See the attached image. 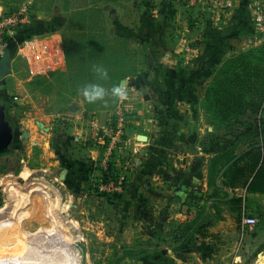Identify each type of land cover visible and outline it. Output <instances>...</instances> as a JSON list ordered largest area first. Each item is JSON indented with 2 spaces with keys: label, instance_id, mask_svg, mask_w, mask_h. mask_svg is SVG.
Returning <instances> with one entry per match:
<instances>
[{
  "label": "rangeland",
  "instance_id": "374dc122",
  "mask_svg": "<svg viewBox=\"0 0 264 264\" xmlns=\"http://www.w3.org/2000/svg\"><path fill=\"white\" fill-rule=\"evenodd\" d=\"M129 3L130 0H112L109 4L113 8L116 5L123 14L129 15ZM25 6L40 16L23 30L11 35L7 42L6 53L12 58V66L18 73L16 78L0 82L1 85H8L4 93L0 90V104L6 105L7 117L15 130L11 147L0 152V220L7 221L5 214L13 209L12 213L24 211L27 214L21 219L20 225L27 233L16 230L18 226L13 224L5 247L0 245V251L4 250L1 253L10 252V257L17 259L13 260L14 264H66L72 251H76L78 257L76 264H179V260L185 264L188 257L181 250L186 252L191 245L199 243L209 247L207 242L210 234L207 233L205 237L200 235L210 231V228L199 227L195 222L214 209L215 213L221 215L218 219L224 220L226 213L238 223L240 239L232 255L238 259L237 264H264V256L261 255L264 254V201L260 203L251 196L247 188L249 174L244 173L234 188L224 185L225 180L221 176L236 158L227 164L230 165L225 170L227 165L224 166L216 177L225 159H221L218 164L213 163L225 151L241 153L256 140V134L245 135V128L255 123L254 119L258 116L256 112L249 107H233V118L221 120V114L216 110L221 107L203 106L207 121L199 119V107L191 110L192 122L189 125L175 120V126H181L182 130L189 129V145H199L210 156L209 173L213 179L207 191L195 189L184 199L181 198L177 189V174H173L166 166V161L175 157L171 151L175 141H178L170 135L174 129L168 125L164 129L168 135L161 141L162 149L155 148V154L149 158L147 155L141 157V169L137 166L140 173L136 188H125L132 155H137L134 139L124 131L119 142L118 139L103 135L102 128L95 135V146H105V153H101L100 159L91 163L89 169H79L74 178L66 183L67 176L60 179V172L67 165L60 161L55 167L54 162L61 160L63 155L67 159L73 157L78 167H82L81 159L86 144L81 138L73 144L69 142L72 139L69 136L73 134V117L63 119L59 114H66L68 103L79 97L85 102L111 108L118 100L111 90L119 86L120 77L131 76L129 72L137 71L138 65L147 68L148 57H139L138 46L131 40V27L120 31L114 29V17H101L110 28L106 41H92L90 38L89 41L73 40L64 42L62 48L52 38L51 0H0V12H10ZM98 14L95 12L96 21L100 18ZM257 40L264 43L258 36ZM60 50L65 51V61L54 62L52 58ZM105 50L108 55L101 57ZM97 66L107 69L106 78L100 77L95 71ZM159 76L155 74V80H159ZM71 81L75 88H69ZM172 83L174 86L168 87L166 91L161 88L164 93L156 92V110L160 106V96L168 103L177 92L178 76L174 77ZM89 84L102 85L107 94L102 99L89 102L83 95V88ZM157 87L159 89L161 86ZM187 94L192 98L194 92L188 91ZM127 101H121L113 110ZM52 114L58 115L56 120L49 119ZM23 120L25 123L21 125L20 121ZM202 125L206 126L203 127L207 128L206 132L200 131ZM208 125L213 130H208ZM107 128L112 130L111 125L107 124ZM23 132H26L25 136ZM175 149L179 150L177 147ZM70 152L73 156L68 158ZM13 179L18 182L13 184ZM32 179L47 183L50 187L45 186V189H53L51 197L59 203L56 207L60 221L58 229L61 226L65 232H53L50 235L38 231L52 227V223L47 217V202L42 192L32 191L28 197L31 199L25 200L23 192ZM8 181H11L9 186ZM214 182H220V186ZM213 196L221 198L213 202L214 207L210 205L214 201ZM233 196L241 197V203L231 201ZM13 197L16 200L20 198L17 206ZM244 210L254 212L260 219L256 226L246 229L243 235L245 239H242L241 218ZM34 232L40 234L36 237ZM5 234L6 231L0 230V236Z\"/></svg>",
  "mask_w": 264,
  "mask_h": 264
},
{
  "label": "crops",
  "instance_id": "0c3cea01",
  "mask_svg": "<svg viewBox=\"0 0 264 264\" xmlns=\"http://www.w3.org/2000/svg\"><path fill=\"white\" fill-rule=\"evenodd\" d=\"M109 1L112 0H51L50 22L53 40L62 48L64 42L73 40L89 41L90 38L92 41H106V34L110 28L103 19L114 17V29L117 28L119 31L125 27L133 29L130 34L132 43L137 44L139 57H148V67L143 68L138 65V70H135L131 76L120 77L118 84L125 87L127 97L124 99L118 97L111 108H89L79 96L68 103L66 114L59 115H62L63 119L73 117L71 128L73 134H70L69 137L72 139L69 142L73 144L80 138L85 141L82 167H78L76 159L71 157L73 156L71 152L68 155V158H71L67 159V156L62 155L61 160H56L55 167L60 161L67 165L64 168L68 169L66 180L68 183L79 169L87 170L91 167V163L100 159L106 147L95 146V135L102 127H107L108 119L115 111L113 107L128 99L127 102L134 105L135 109L125 118V132L134 139L137 155H132L125 188L132 190L137 187L140 173L137 166L140 167L141 157L147 155L149 158L155 154V148L162 149L161 141L168 135L164 131L168 125L174 129V133L170 135L178 141H175L176 144L171 151L175 157L167 160L166 166L173 174H177L179 180L177 189L181 198L184 199L185 195L195 189L209 190L210 156L199 145H189L187 141L189 129L182 130L181 126H175V120L189 125L192 122L191 110L193 107H199L201 111L199 119L207 121L202 108L207 105L206 91L217 84L220 75L227 70L232 59L249 54L252 49L263 44L258 42L255 34L252 17L253 0H233L230 8L222 10L217 9L214 3L202 0H130L129 15L123 14L122 9L116 5L113 8ZM95 12L99 13L98 21L94 19ZM37 13L34 17L35 21L40 16ZM64 53L65 51L60 50L52 60L65 61ZM11 60L12 58H10L9 73L4 78L6 80L16 78L18 73L12 66L14 62ZM155 74L161 75L158 77L159 80H155ZM177 76V92L168 103L160 96V106L156 110V92L164 93L163 89L166 91L168 87H173L172 81ZM69 83L71 84L69 88H75L73 81ZM7 86L0 84V90L4 93ZM157 86L161 87L157 89ZM188 91L194 92L192 98L187 96ZM172 115L179 119L171 117ZM57 116L52 114L49 119L56 120ZM24 123V120L20 121L21 125ZM201 127V132L207 131V128H203L206 126ZM208 130L213 128L209 126ZM139 135H146L148 138L146 141H141L138 139ZM176 147L179 150L175 149ZM152 168L153 179L154 167ZM146 183L149 184V181L147 180ZM217 185L220 186V182H217ZM251 196L257 198L260 203L264 201V193H252ZM212 199L214 200L212 202H216L221 198L213 196ZM214 212L212 209L210 214ZM247 213L258 217L254 212ZM225 216L224 220L215 218L213 224L209 226L210 231L200 235L205 237L207 233L210 234L207 242L209 247L199 243L191 245L186 252L181 250L188 257V262L185 264L238 263V259L232 256L240 239L238 223L231 215L224 213ZM237 250L239 251L240 248ZM183 262L178 261L179 264Z\"/></svg>",
  "mask_w": 264,
  "mask_h": 264
},
{
  "label": "trees",
  "instance_id": "16d2710c",
  "mask_svg": "<svg viewBox=\"0 0 264 264\" xmlns=\"http://www.w3.org/2000/svg\"><path fill=\"white\" fill-rule=\"evenodd\" d=\"M102 55L101 57H106L107 51L105 50ZM216 83L206 91V106L221 107V109H216L217 113L221 114V120L232 119L234 115L231 114L234 113L235 107H249L258 116L254 119V124L245 128V135L256 134V140L252 141L241 153L227 150L213 160V163L218 164L221 159H225L220 164L215 177L224 166L236 158L221 176V179L225 180L223 181L224 185L230 188L236 187L241 176L245 173L250 177L247 180L249 192L264 193V43L252 49L249 54L232 59L227 70L220 75ZM86 105L89 108L105 107L103 104H92L87 101ZM253 107L257 108L253 109ZM212 179L213 175H210V182ZM214 184L217 183L214 182ZM230 200L241 203L242 198L233 196ZM210 205L214 207L213 202ZM215 218H221V215L215 212L207 216L202 215L195 225L209 227Z\"/></svg>",
  "mask_w": 264,
  "mask_h": 264
},
{
  "label": "built area",
  "instance_id": "2783aa9c",
  "mask_svg": "<svg viewBox=\"0 0 264 264\" xmlns=\"http://www.w3.org/2000/svg\"><path fill=\"white\" fill-rule=\"evenodd\" d=\"M214 3L217 9L230 8L233 5V0H202ZM35 17L34 11L28 7H22L20 9L8 12H0V58L6 54L7 40L8 38L23 30L26 26H29ZM252 17L255 27V32L260 40H264V0H253L252 2ZM135 106L129 102L119 106L115 109L113 114L108 119V125L112 126V130H109L106 126L102 127V134L111 136L114 139H118L121 142V136L125 131V118L129 115ZM111 147H109V151ZM110 153V152H109ZM258 217L250 215L246 210L242 213L241 220V238L246 232V229L256 226L258 223Z\"/></svg>",
  "mask_w": 264,
  "mask_h": 264
},
{
  "label": "bare ground",
  "instance_id": "6f19581e",
  "mask_svg": "<svg viewBox=\"0 0 264 264\" xmlns=\"http://www.w3.org/2000/svg\"><path fill=\"white\" fill-rule=\"evenodd\" d=\"M27 173H29V172H27ZM44 173V172H43ZM29 175V174H28ZM13 181H14V183L13 184H16L18 181H16V180H14L13 179ZM10 182L11 181H8L7 182V185L9 186L10 185ZM35 183V184H34ZM18 185V184H17ZM16 185V187H18ZM20 185V184H19ZM27 185V184H26ZM44 185V186H43ZM45 186H49L47 183H45V182H43L42 180L40 181V180H38V179H32V180H30L29 181V187L26 189V191H24L23 192V194H24V196L26 197V199L25 200H29V199H31V198H29L28 199V197H30L31 195V192L32 191H40V192H42V194H43V197H44V199H45V201L47 202V204H46V206L45 207H47L46 209H47V217L49 218V220L51 221V223H52V227H50V228H44L43 230L41 229V230H38V231H40V233H41V231H44V233H47V234H52L53 232H57V233H61V232H65L64 230H62L61 229V226H60V230L58 229V227H59V223H60V221L58 220V216H57V213H56V207H58V205H59V203H58V201L56 200V201H54V199L51 197V191H53V189L52 188H50L51 190H48V189H45L44 187ZM20 187V186H19ZM21 187H23V186H21ZM50 187V186H49ZM51 187H53L52 185H51ZM9 188V187H8ZM24 188V187H23ZM22 188V189H23ZM38 189V190H37ZM56 190V189H55ZM54 190V191H55ZM21 191V190H20ZM23 191V190H22ZM20 193V192H19ZM55 193H57V192H55ZM22 194V193H21ZM22 194V195H23ZM15 196V195H14ZM57 196V195H56ZM57 198V197H56ZM59 198V197H58ZM13 201H15V205L17 206V204L18 203H20V198L19 199H17L16 200V198H14L13 197ZM22 201V200H21ZM23 202H24V200H23ZM14 203V202H13ZM29 203V202H28ZM25 205L27 204L26 203V201H25V203H24ZM12 205V204H11ZM21 205V204H20ZM20 205H18V206H20ZM67 205V204H66ZM66 205H65V207H66ZM44 207V208H45ZM16 208H18V207H16ZM63 208V207H62ZM14 210V209H13ZM12 210V211H13ZM16 210V209H15ZM12 211L11 212H6V217L5 218H7V221H4V220H0V228L1 227H4V228H2V229H0L1 231H6L7 232V234H5L4 236H0V245H2V247H5V244H6V239H7V237H8V232H10V230H11V226L13 225V224H15V226L17 225L18 227H16L17 229L16 230H18V229H20L19 231L20 232H22V233H27V231L26 230H24L23 229V226H21L20 225V222H21V219H23L25 216H26V212H24V211H18L17 210V212L16 211H14V213H12ZM27 211V210H26ZM46 212V211H45ZM60 218V217H59ZM67 221V220H66ZM61 225V224H60ZM12 227H14V226H12ZM8 228H9V231H8ZM63 228H65V226L63 227ZM33 233V232H32ZM32 233H31V235H32ZM39 233V232H38ZM37 233V234H38ZM39 233V234H40ZM59 233V234H60ZM30 234V233H29ZM37 234H35V232H34V236H36ZM43 234V233H42ZM64 234V233H63ZM33 236V235H32ZM69 236V235H68ZM67 236V237H68ZM37 237V236H36ZM63 238V237H62ZM65 240V239H64ZM68 240V239H67ZM57 241V240H56ZM61 243V242H60ZM2 251H4V250H2ZM2 251H0V264H14V261L13 260H17L16 258H14V257H10L11 255H9V253L8 252H3V253H1ZM75 252L76 251H72L71 252V257H68V259H67V263L66 264H76L77 263V259H78V257L76 256V254H75ZM13 258V259H12ZM12 259V260H11ZM19 260V259H18ZM50 261V260H49ZM48 261V262H49ZM52 262V261H51ZM16 264V263H15ZM17 264H18V262H17ZM57 264H63L62 262H59V263H57Z\"/></svg>",
  "mask_w": 264,
  "mask_h": 264
},
{
  "label": "water",
  "instance_id": "95a60500",
  "mask_svg": "<svg viewBox=\"0 0 264 264\" xmlns=\"http://www.w3.org/2000/svg\"><path fill=\"white\" fill-rule=\"evenodd\" d=\"M10 56L6 53L1 59L0 63V82L9 73ZM26 132H23V136ZM146 135H139L138 139L141 141L147 140ZM15 140V130L11 121L7 117V108L5 104H0V152L7 150L11 147ZM232 163V162H231ZM230 163V164H231ZM229 164V165H230ZM227 165L224 170L229 166ZM68 173V169L64 168L60 173V179H65Z\"/></svg>",
  "mask_w": 264,
  "mask_h": 264
},
{
  "label": "clouds",
  "instance_id": "9594fccd",
  "mask_svg": "<svg viewBox=\"0 0 264 264\" xmlns=\"http://www.w3.org/2000/svg\"><path fill=\"white\" fill-rule=\"evenodd\" d=\"M95 71L100 75L102 78H106L108 75L107 69L102 66H97ZM112 94L117 96L121 99L127 97V92L123 85L114 87L112 90ZM107 94V90L100 84H89L83 88V95L89 102H94L98 99H102ZM264 256V254H261Z\"/></svg>",
  "mask_w": 264,
  "mask_h": 264
}]
</instances>
